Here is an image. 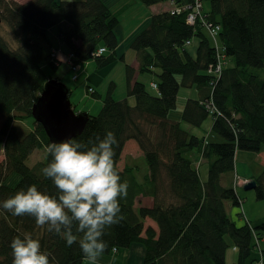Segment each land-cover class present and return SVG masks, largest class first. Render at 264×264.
Listing matches in <instances>:
<instances>
[{"label":"trees","instance_id":"obj_1","mask_svg":"<svg viewBox=\"0 0 264 264\" xmlns=\"http://www.w3.org/2000/svg\"><path fill=\"white\" fill-rule=\"evenodd\" d=\"M140 1L152 6L170 0ZM204 4L209 23L221 26L214 45L203 25L187 23L186 12L154 14L132 39L130 48L136 51L140 67L126 65L127 97L117 99L116 85L111 83L101 111L89 115L83 134L74 139L87 144L111 131L118 142L113 145L114 161L121 182L126 180L129 187L127 197L120 200L123 220L105 230L104 255L143 244L144 264H259L261 256L264 259L260 244L264 219L237 227L226 204L241 206L242 199L237 186L222 184L223 176L236 174L238 151L264 153V0H205ZM0 18L16 42L13 48L0 35V157L5 156L0 162V201L30 185L56 195L52 181L41 174L50 154L34 166L27 163L35 151H47L52 143L32 116L40 93L54 79L46 74V66L57 70L61 64L57 66L52 57L55 48L49 31L58 27L59 40L68 51L65 55L74 54L73 64L94 60L101 69L117 60L116 29L121 22L103 0H0ZM188 40L192 45H186ZM195 41L198 50L193 56L189 47ZM101 46L107 53L93 59ZM218 47L225 62L220 73H212L209 68L219 61ZM146 72L156 76L158 90L137 78ZM181 88H196L198 98L189 97L181 116L175 118L171 112L178 107ZM88 89V96L101 98L96 88L92 94ZM211 117L212 132L222 142L191 130L201 128ZM28 118L34 121L33 129L22 137L17 124ZM131 140L146 158L144 182L137 179L135 167L120 166ZM191 151L209 165L204 182L188 156ZM13 174L20 177L19 182L6 185ZM256 182L258 199L264 200V170ZM140 196L152 197L154 204L136 208ZM146 219L155 222L157 229L146 226ZM25 233L39 240L50 264L86 260L78 243L69 247L33 217L13 216L0 208V264H12L10 243ZM228 237L238 253L234 263L227 261Z\"/></svg>","mask_w":264,"mask_h":264},{"label":"clouds","instance_id":"obj_2","mask_svg":"<svg viewBox=\"0 0 264 264\" xmlns=\"http://www.w3.org/2000/svg\"><path fill=\"white\" fill-rule=\"evenodd\" d=\"M117 143L107 131L87 144L73 139L49 144L51 160L41 174L52 181L56 195L30 185L0 201V208L13 216L33 217L67 246L78 243L89 264H99L108 247L105 230L123 220L120 200L128 195V182H121L114 161ZM10 248L12 264H50L39 240L27 233L14 237Z\"/></svg>","mask_w":264,"mask_h":264},{"label":"crops","instance_id":"obj_3","mask_svg":"<svg viewBox=\"0 0 264 264\" xmlns=\"http://www.w3.org/2000/svg\"><path fill=\"white\" fill-rule=\"evenodd\" d=\"M59 1H63V0H59ZM105 5L110 8L112 11L114 9V7L120 6V9L116 13L118 16L120 13L126 11L127 9H131L132 6L138 7L141 9V4H143L140 0H129V2H125L127 0H103ZM173 1V2H171ZM177 1H184V0H170L167 2H163L160 4H156V5H152V6H147L149 9V11L147 12V14L145 16L142 17V19L139 21H137V23L134 25V27L132 28V30L129 33H126V31L123 29L122 27V23H120L119 27L116 29V35L119 41V47L116 49V56H117V60L110 66L105 67V68H101L98 69L97 63L94 60H90L88 62H84L81 63V67H80V71L78 73L79 77L77 80H74V76L73 75V71L71 70L70 66L66 63V53H68L66 47L63 45V43L60 42L59 40V33H58V27L57 28H53L49 31L50 33V39L52 40V48L57 49V47H61L63 50V54L60 55V59L62 60V63L60 64V66L58 67V69H60L62 71V75L63 77L59 78H55L57 80L60 81H65V77H70L71 75V79L74 82H78L80 81L81 78H83L80 82V87H78V90H74L73 88H68L71 89L70 92V98L72 101V106L74 107L75 111L77 112H87L89 115H95L98 114L102 107H103V100L101 99H97L94 96H88L87 95V89L89 86H94V88H96L98 95H100L99 93V88L102 87L104 81H106L111 75H112V69L117 65V61L121 60L122 62H126V57H127V53L129 52V48L131 46L132 43V39L133 37L139 33L141 30H143V28L145 26H147L150 21H151V17H153L154 14H159L162 13L163 11H169L171 10L174 6L172 3L177 2ZM22 3V2H21ZM140 3V4H138ZM165 4H169V7L164 6ZM206 11V10H205ZM121 22V20H120ZM198 42H194L193 46L189 47V52L195 56L198 50ZM127 63V62H126ZM50 66V65H47ZM46 66V67H47ZM131 66L133 68H135L136 70L139 69L140 67V61L137 58V53L135 55V57L133 58V63L131 64ZM58 69L56 71H58ZM70 74V75H69ZM141 74H138L137 78L139 80H141L142 82H144V80L142 79ZM155 82V78L150 80L149 83L150 85L152 83ZM64 83V82H63ZM111 83H114L111 82ZM115 84V83H114ZM80 93V94H79ZM100 97L102 98V95H100ZM190 97V96H189ZM189 97H186L185 100H187ZM86 100H88L85 104H83V102H85ZM131 100L133 101V98H129V101L131 103ZM208 120H206L204 122L207 123ZM214 125V120L213 118L211 119V123H210V130L212 131ZM203 127V126H201ZM188 129H191L188 127ZM202 128H194L191 129L193 133L197 134L198 136H204V133L202 132V130H200ZM132 141V140H131ZM130 141L127 142V144ZM126 144V147H127ZM132 146V150H131V155H133L134 157H138V156H143V152L141 151L140 147H138V144L136 143V145H131ZM125 147V148H126ZM126 150V149H125ZM237 156L240 155V151L237 152ZM126 154L123 155V157ZM188 156L193 160L194 164L197 165L198 162H202L203 158L202 156L196 152V151H191V153L188 154ZM123 159V158H122ZM254 161H258L261 166L262 169H260V167H257L256 169L250 168L249 166L246 165L245 168H241L240 165L236 162V170L235 173L240 177V179L245 182L246 180L251 181H256L257 178H259L264 170V153L263 154H259L256 153V156L253 157ZM124 161H122L121 163H123ZM122 168L127 167L128 164V158H126L125 162L122 164ZM148 174V173H147ZM145 174V176L147 175ZM199 174H200V170H199ZM208 168H206V176L205 178L202 176V182L206 181L208 176ZM145 178V177H144ZM143 178V179H144ZM235 176L234 175H225L222 178V184L225 186H234V179ZM144 180H142L141 182H144ZM243 182H241L240 184L237 185L236 190L238 195L240 196V192H238V188H244L246 185L243 184ZM241 197V196H240ZM242 199V197H241ZM138 204H140L142 201L143 202H147V205L144 206H149L151 207L154 204V199L152 197H144V196H140V198L137 200ZM242 204H243V200H242ZM141 206V205H140ZM139 206V207H140ZM138 207V208H139ZM242 207V205H241ZM226 208L228 210V214L230 216V218H232V215H238L239 219L237 221L232 220L235 222V224L237 225L239 222L242 223L241 225H244L243 220L244 218H242V214L244 213L245 217H247V220L252 222V219H250V217H252L255 222H259L260 220L264 219V217L262 216V214L259 213H251L247 215L246 211L243 209L241 210H235L234 206L231 205V203H227L226 204ZM251 215V216H250ZM250 216V217H249ZM253 220V221H254ZM146 226H150V227H154L155 229H157V224L155 222H153L150 219H146ZM264 241V239H263ZM261 244V242H260ZM262 248V246H261ZM235 249V248H234ZM263 249V248H262ZM235 251H237L235 249ZM140 255V259H141V264H144V258H145V246L143 244H134L131 246V248L129 249H121L116 253H110V255H104L101 257L99 264H130L132 262V260L136 257ZM227 258H228V254H227ZM83 264H89V262L87 260L84 261Z\"/></svg>","mask_w":264,"mask_h":264},{"label":"rangeland","instance_id":"obj_4","mask_svg":"<svg viewBox=\"0 0 264 264\" xmlns=\"http://www.w3.org/2000/svg\"><path fill=\"white\" fill-rule=\"evenodd\" d=\"M18 2H27L29 0H16ZM66 1V0H63ZM68 1H85V0H68ZM125 2H129V0L125 1ZM140 4V3H138ZM121 6V5H120ZM120 6L114 7L112 9H114V12H117L120 9ZM141 9L135 6H132L131 9H127L126 11L122 12L119 14V19L121 20L122 23V27L123 29L126 31V33H129L132 28L134 27V25L137 23V21L141 20L143 16H145L147 14V12L149 11L148 7L145 6L144 4H141ZM164 6L169 7V4H165ZM211 7V5L209 4V2H206V9L209 10ZM147 11V12H146ZM206 36H209L211 41H212V45H214V40L213 37L210 35L209 31H205ZM0 35L4 36V38L9 42L10 45H12V47L14 48L16 46V42L15 39L13 38V35H11L10 29L8 27L7 24L0 23ZM136 55V51L132 50L131 48H129V52L127 53V57H126V62H122L121 60L117 61V65L112 69V75L106 80L104 81L102 87L99 88V93L100 95H102V98H100L101 100H103L107 95V92L111 86V82L114 81L116 88H115V97L117 99H124L125 97H127V83H126V65L129 64L131 65L133 63V58ZM79 73V72H78ZM77 73V75H78ZM46 74L49 76H53L55 78H59L63 77L62 75V71L60 69H58V71L53 70L50 66L46 67ZM262 77L264 76V69L262 71ZM70 75V74H69ZM74 75V74H73ZM79 76V75H78ZM156 79V76L153 75L152 73L146 72L145 74H143L142 79L144 80V82L149 83L150 80L152 79ZM83 78L80 79V81L78 82H74L71 79V75L70 77H65V81L64 84L66 86H68L69 88H73L74 90H78L81 85L80 82ZM156 82V81H155ZM148 90L150 91V88L147 85ZM180 94H179V99H178V107L173 110L171 113V115L175 118H179L181 116V112L182 109L185 106V99L186 97H192V98H198V91H196V88H181L180 89ZM152 92V91H150ZM155 92V91H153ZM80 94V93H79ZM155 94V93H154ZM88 100H86L85 102H83V104H85ZM131 103L134 104V100H131ZM211 118L208 119L207 123H205L203 125V127H201L202 132L204 133L205 136L208 137V139L210 141L212 140H218L220 142H222L223 140L219 137H217L211 130H210V123H211ZM33 120L28 118L27 121H25L24 123L19 122L17 124V126L20 128V133L21 136L24 137L26 136L30 130L33 129ZM187 126V125H185ZM131 145H136L135 141H130L127 144L125 153L126 157H123V161L125 162L126 158H128V164L129 166L135 167L136 169V177L137 179L141 182L142 180H144L143 178L145 177V174L148 173V168H147V162H146V158H144V156H138V157H134L133 155H131V150L133 149ZM240 155H238V157L236 158V162L240 165L241 168H245L246 165L249 166L250 168L256 169L257 167H260V169H262L261 164L258 161H254L253 157L256 156V153L253 152H249V151H240ZM48 152L45 149H41V150H37L35 151L34 154H32L30 156V159L28 160V164L29 166H34L37 162L39 161H44L47 157ZM5 159L4 154L1 155L0 157V162H2ZM123 162V163H124ZM196 165V164H195ZM120 166L122 167V163L120 164ZM198 169L200 170V176H202V178L206 176V168H208V163L206 160H202V162H198L197 165ZM227 176V175H226ZM20 177L16 174H13L10 176V178L6 181V185L8 186H16V184L19 182ZM238 192H240V196L242 197L243 200V204L242 207L241 206H237L234 207L236 212L237 210H241L244 208V210L246 211L247 215H249L251 213L255 214L256 212L260 214H262V216L264 217V200H259L258 199V195L256 194V190H246L245 187L244 188H238ZM229 203V202H228ZM140 205H147V202H141L140 204H136V208H138ZM232 205V204H231ZM233 206V205H232ZM251 216V215H250ZM249 216V217H250ZM233 218V220L237 221L239 218L238 215H232L231 216ZM250 219H252V223L256 224L257 222H255V220L250 217ZM254 220V221H253ZM244 225L247 223L246 219L243 220ZM242 223H238V226H243L241 225ZM227 240L230 243V247L228 248V258L227 261L228 263H234L237 262V258H238V253L237 251H235L233 245H232V240H230V238L228 237ZM261 246L264 249V241L263 239H261ZM130 264H141V259H140V255L136 256L132 262Z\"/></svg>","mask_w":264,"mask_h":264},{"label":"water","instance_id":"obj_5","mask_svg":"<svg viewBox=\"0 0 264 264\" xmlns=\"http://www.w3.org/2000/svg\"><path fill=\"white\" fill-rule=\"evenodd\" d=\"M69 96L70 90L62 81L51 79L32 108L34 120L43 126L52 143L79 137L89 120L87 112L75 111ZM257 186L256 181H251L245 189L255 190Z\"/></svg>","mask_w":264,"mask_h":264},{"label":"built area","instance_id":"obj_6","mask_svg":"<svg viewBox=\"0 0 264 264\" xmlns=\"http://www.w3.org/2000/svg\"><path fill=\"white\" fill-rule=\"evenodd\" d=\"M178 2V1H177ZM177 2L173 3V8L171 9V11L176 14H183V13H187V23L191 26H196V24H201L203 25L210 33V35L214 38L217 39L218 38V34L219 31L221 30V26L220 25H212L211 23H209V19H208V15H205V0H184L182 1V3L178 4ZM186 45L190 46L192 45V40H188L186 42ZM219 49V53H218V57H219V61L218 64L216 66H211L210 72H214V73H220L222 71V66L223 63L225 62L224 59V54L223 49L221 47H218ZM107 53V49L104 46H101L96 53L93 54V59L97 58V57H101L102 55ZM52 57L55 59L56 61V65L58 66L60 63H62V60L60 59V55L63 54V51L61 49V47H58V49H53L52 50ZM74 58V54L69 53V55H66V63L71 67V69L74 71V80L78 79V75L77 73L80 71V67L81 65H75L72 62V59ZM151 87L156 91L158 90L159 86L157 82H154L151 84ZM89 94H92V92H94V87H89L88 89ZM241 182H243L240 177L235 174V180H234V185L237 186L238 184H240ZM249 182V180H246L245 182H243V184L247 185V183ZM242 205V204H241ZM242 218L246 219V221L248 222L249 220H247V217H245L244 213L241 216ZM116 252V250H114ZM259 264H264V259L263 256H261V261L259 262Z\"/></svg>","mask_w":264,"mask_h":264},{"label":"bare ground","instance_id":"obj_7","mask_svg":"<svg viewBox=\"0 0 264 264\" xmlns=\"http://www.w3.org/2000/svg\"><path fill=\"white\" fill-rule=\"evenodd\" d=\"M171 2H173V1H171ZM173 4V3H172ZM93 87V86H92ZM213 105V104H212ZM209 107V106H208Z\"/></svg>","mask_w":264,"mask_h":264}]
</instances>
